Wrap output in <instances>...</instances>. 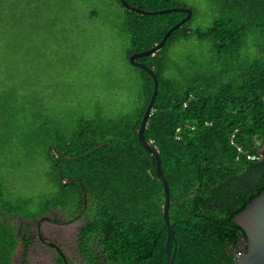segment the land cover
<instances>
[{"label": "trees", "instance_id": "16d2710c", "mask_svg": "<svg viewBox=\"0 0 264 264\" xmlns=\"http://www.w3.org/2000/svg\"><path fill=\"white\" fill-rule=\"evenodd\" d=\"M115 1L128 59L187 16L144 15ZM125 1L150 12L193 11L159 52L138 59L159 81L144 136L170 185L174 264H235L247 243L234 218L264 190V0H207L215 17L206 28L194 27L195 9L182 0ZM182 44L188 53L173 57ZM133 68V107L110 115L98 105L51 134L42 154L50 191L11 199L0 181V264H34L45 246L65 264L38 236L43 217L54 227L76 225L72 256L50 239L69 264H166L164 185L139 141L154 80Z\"/></svg>", "mask_w": 264, "mask_h": 264}, {"label": "rangeland", "instance_id": "374dc122", "mask_svg": "<svg viewBox=\"0 0 264 264\" xmlns=\"http://www.w3.org/2000/svg\"><path fill=\"white\" fill-rule=\"evenodd\" d=\"M182 1L195 9L194 27L213 23L207 0ZM121 12L115 0H0V181L7 197L52 189L42 154L56 130L93 116L98 105L115 115L135 104L139 83ZM44 231L72 256L76 225L45 221ZM55 260L45 246L34 264Z\"/></svg>", "mask_w": 264, "mask_h": 264}, {"label": "water", "instance_id": "95a60500", "mask_svg": "<svg viewBox=\"0 0 264 264\" xmlns=\"http://www.w3.org/2000/svg\"><path fill=\"white\" fill-rule=\"evenodd\" d=\"M122 4L131 10H134L140 14L149 15V14H167L171 12H184L187 16L173 26L163 37L162 41L155 45L149 50L142 52L134 53L129 57L130 63L132 66L143 69L147 71L154 80V90L150 99V102L147 106L143 120L139 129V141L141 146L152 153L156 158V170L159 180L164 185L165 193V204H164V218L167 225L168 237L166 243V264H174V254L171 252V242L176 239L175 231L171 225L170 221V207H171V191L168 180L165 177V174L162 170V158L157 149H155L151 144H149L144 136L146 126L148 124V119L153 111L155 101L159 91V81L156 73L152 68L138 61V59L147 57L149 55H155L159 52L167 42L168 38L172 33L184 25L187 21L192 18L193 11L189 8H169L159 11H146L129 5L125 0H120ZM87 204V203H86ZM51 221L48 217H43L38 221L37 230L40 240L47 244L49 247L53 248L57 254L60 255L65 264H69L67 255L63 249L56 243L48 241L42 230V223L44 221ZM235 223L243 229L245 232V241L247 243V251L243 256L236 260L235 264H264V190L255 197L250 203L247 204L245 209L238 213L234 218Z\"/></svg>", "mask_w": 264, "mask_h": 264}, {"label": "built area", "instance_id": "2783aa9c", "mask_svg": "<svg viewBox=\"0 0 264 264\" xmlns=\"http://www.w3.org/2000/svg\"><path fill=\"white\" fill-rule=\"evenodd\" d=\"M239 150H241V148H239ZM251 159H254V157H249ZM243 256L242 252H238L237 253V259L241 258Z\"/></svg>", "mask_w": 264, "mask_h": 264}, {"label": "flooded vegetation", "instance_id": "af4514ba", "mask_svg": "<svg viewBox=\"0 0 264 264\" xmlns=\"http://www.w3.org/2000/svg\"><path fill=\"white\" fill-rule=\"evenodd\" d=\"M44 233V232H43ZM45 235V234H44ZM45 238L48 240V241H50V239L49 238H47L46 236H45ZM51 242V241H50Z\"/></svg>", "mask_w": 264, "mask_h": 264}, {"label": "crops", "instance_id": "0c3cea01", "mask_svg": "<svg viewBox=\"0 0 264 264\" xmlns=\"http://www.w3.org/2000/svg\"><path fill=\"white\" fill-rule=\"evenodd\" d=\"M43 232H44V230H43Z\"/></svg>", "mask_w": 264, "mask_h": 264}]
</instances>
